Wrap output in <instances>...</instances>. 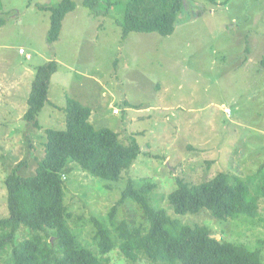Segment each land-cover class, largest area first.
<instances>
[{
	"label": "rangeland",
	"instance_id": "rangeland-1",
	"mask_svg": "<svg viewBox=\"0 0 264 264\" xmlns=\"http://www.w3.org/2000/svg\"><path fill=\"white\" fill-rule=\"evenodd\" d=\"M59 1L0 0V218L8 216L6 176L25 161L20 175L35 174L46 129L66 128L69 97L91 110L95 128L111 129L120 143L140 147L117 182L94 178L74 163L65 168L68 225L82 246L96 251L91 219H107L129 181L137 188L154 183L151 207L183 224L204 225L219 240L260 251L264 264V0H185L170 36L132 32L126 38L121 22L127 0H109L117 5L106 11L73 0L76 8L64 18L58 41L48 44L50 14L41 8ZM51 60L58 67L37 129L23 120L26 100L36 69ZM219 173L229 185L243 183L255 217L174 213L168 195L177 180L199 184ZM117 209V220L144 223L132 199ZM24 240L37 241L45 258L50 250L60 256L51 230L21 227L13 243ZM106 258L107 264H133L118 249ZM11 262L10 254L0 255V264Z\"/></svg>",
	"mask_w": 264,
	"mask_h": 264
},
{
	"label": "trees",
	"instance_id": "trees-1",
	"mask_svg": "<svg viewBox=\"0 0 264 264\" xmlns=\"http://www.w3.org/2000/svg\"><path fill=\"white\" fill-rule=\"evenodd\" d=\"M207 1L215 4V0ZM115 4L109 0H82V5L92 11L100 6L106 11ZM75 8L73 0H60L41 8L50 14L48 44L58 41L64 18ZM184 8L185 0H127L120 21L122 36L126 38L132 32L170 36ZM3 22L1 19L0 27ZM57 67L54 60L39 66L31 83L23 120L37 129L41 127L37 115L45 106ZM64 110L66 128L46 129L44 157L37 162L35 174L20 175L25 161L18 163L4 180L8 216L0 218V255L10 254V264H107L106 256L114 249L133 264L141 260L150 264H262L260 251L212 238L206 226L183 224L163 209L151 207L148 196L155 188L154 183L137 188L129 181L107 219H91L96 228V251L82 246L68 225L72 215L64 205L65 168L74 163L94 178L117 182L122 172L137 160L140 147L135 141L127 145L120 143L118 133L111 129L95 128L90 122L91 110L74 99L66 98ZM227 178L225 173H219L199 184L177 180L176 189L168 195V203L176 215L205 210L217 220L239 214L255 217L256 206L244 198L243 183L229 185ZM261 191L264 196V183ZM127 199L135 201L142 210L144 223L139 226L117 220V208ZM21 227L53 231L60 256L51 250V257L41 256L35 240L15 245L14 238Z\"/></svg>",
	"mask_w": 264,
	"mask_h": 264
},
{
	"label": "built area",
	"instance_id": "built-area-1",
	"mask_svg": "<svg viewBox=\"0 0 264 264\" xmlns=\"http://www.w3.org/2000/svg\"><path fill=\"white\" fill-rule=\"evenodd\" d=\"M19 53H20L21 55H24L27 59H30V57H31L28 53H25V51L22 50V49L19 50ZM227 112L229 113L228 110H227ZM114 113L117 114L118 111L115 110Z\"/></svg>",
	"mask_w": 264,
	"mask_h": 264
},
{
	"label": "water",
	"instance_id": "water-1",
	"mask_svg": "<svg viewBox=\"0 0 264 264\" xmlns=\"http://www.w3.org/2000/svg\"><path fill=\"white\" fill-rule=\"evenodd\" d=\"M211 237H212V238H216V236H213V235H212ZM216 239H217V238H216Z\"/></svg>",
	"mask_w": 264,
	"mask_h": 264
}]
</instances>
